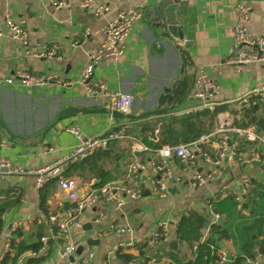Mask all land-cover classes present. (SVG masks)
<instances>
[{
    "label": "crops",
    "instance_id": "obj_1",
    "mask_svg": "<svg viewBox=\"0 0 264 264\" xmlns=\"http://www.w3.org/2000/svg\"><path fill=\"white\" fill-rule=\"evenodd\" d=\"M68 1L70 7L55 8L49 0H0V138L6 141V146H0V157H6L25 169L63 160V171L65 160L76 143L74 136L65 130L70 125L78 126L87 136H103L125 126L127 133L137 136L140 141L144 136L156 141L159 138L191 141L198 131L200 134L209 130L210 121L207 110L198 109L200 100L190 92L199 66H203L221 88L217 101L226 106L221 111L222 117L242 125L251 120L246 115L247 110L238 111L236 100L247 91L264 85V61L244 64L240 70L229 62L235 52L233 7L239 1L249 2L252 6L249 31L264 35V0H188L185 14L178 18L177 28L182 30V37L162 35L160 28L151 24L154 9L162 0H96L109 5V10L101 16H93L81 8L80 0ZM134 3L143 5V14L124 38L123 54L103 59L90 78L91 83H102L112 93L132 96L127 111L116 110L122 116H114L103 102L85 92L79 79L88 52L103 40L102 28L107 21L114 18L119 9ZM6 13L15 21H25L27 46L7 33ZM85 28L91 31L88 35H84ZM52 49L54 54L51 56L35 55ZM17 69L35 75L54 74L66 84L53 82L23 87L16 80L12 84L1 82ZM172 88L183 95L177 100H160L165 90ZM261 105L255 111L259 118L264 117V102ZM151 110L159 111L145 122L137 121V117ZM59 111L66 116L52 125ZM50 124L51 127L44 131ZM147 126L152 127L153 132L146 131ZM232 140L238 143L241 151L250 144L236 134ZM128 143L130 148L129 139L118 140L117 147L123 148ZM129 153L130 149L116 165L106 162V167L116 174L114 179L122 176L123 163ZM175 167L183 180L171 186L164 198H159L144 184L142 196L137 200L126 199L120 207L106 204L86 209L81 215L82 227L72 226L69 231L77 246L74 258L92 252L94 264H130V261L124 263L118 258V253H125L144 264H186L193 258V249L176 238V223L181 214L188 210L206 213L208 200L215 199L216 195L224 198L237 193L244 180H249V189H254L250 198L243 196L242 203L237 204L230 218L222 215L219 224L227 230L228 237H216V244L231 257L225 264L242 254L243 245L249 239L254 242L253 257H247L242 263L249 264L259 254L264 255V164L223 160L215 177L204 185L197 184L190 172L183 171L177 162ZM149 171L147 169L146 174ZM73 176L78 178L81 192L99 183L95 177L82 180ZM38 191L29 175H12L0 181V202L19 198L1 215V231L8 222L22 220L23 226L18 229L22 230L20 238L27 241L35 238L36 224L44 228L38 217ZM46 203L48 215L57 219L65 218L73 205L57 184ZM99 211L105 214V219L96 224L93 217ZM207 218L209 221V216ZM126 221L132 225L131 236L117 233L101 238L95 236L97 229L104 230L109 225ZM158 222L166 225L169 239L156 247H144L141 256L139 245L151 235ZM93 240L97 243H92ZM130 240L134 244L126 246ZM172 241L177 244L175 249L170 248ZM259 244L263 247L261 252ZM1 245L0 239V250ZM59 245V241L51 243L46 253L27 251L19 262L25 264L28 258L42 256L34 264H56L55 253ZM171 254L178 262L172 263Z\"/></svg>",
    "mask_w": 264,
    "mask_h": 264
},
{
    "label": "built area",
    "instance_id": "obj_2",
    "mask_svg": "<svg viewBox=\"0 0 264 264\" xmlns=\"http://www.w3.org/2000/svg\"><path fill=\"white\" fill-rule=\"evenodd\" d=\"M49 2L55 8H67L71 6L68 0H49ZM79 5L93 16H101L109 10L107 3H100L96 0H80ZM251 8V4L246 1H239L233 7L235 22L233 24L232 40L235 52L229 62L237 70H240L244 64L264 61V35L250 32L248 28ZM142 14L143 5L140 3H134L131 6L119 9L116 16L108 20L102 28L103 40L99 46L88 52L86 62L81 70L79 83L84 86L85 92L90 97L103 102V105L109 110L127 111L132 103V96L122 93H112L99 82L91 83V75L94 68L103 59L109 57L117 58L123 54L124 38L129 33L133 23L141 19ZM4 19L9 36L19 41L22 45L27 46L28 32L24 25L25 21L23 19L15 21L7 13ZM90 32L89 28L84 29V35H88ZM72 46L74 47L75 43ZM53 50L46 53L40 52L35 55L51 56L54 54ZM26 53L31 54L27 49ZM55 77L54 74L35 75L17 69L13 75L4 77L1 82L12 84L16 80L23 87L62 82ZM220 90L219 84L209 77L203 66H199L193 76L190 90L191 95L200 100L198 109L214 111L219 104L217 95L220 93ZM263 102L264 85L241 95L236 100V107L238 111L244 112L261 105ZM222 115L221 112H217L215 116L217 119L214 121L213 128L200 133L193 140L174 144H161L157 148L148 146L142 141L137 140L136 137L129 135L125 126L119 127L117 132L111 131L103 136H87L78 126H67L65 130L74 136L76 143L65 161L90 156L96 149H105L112 140H122L125 138L129 139L132 143L129 156L123 163L122 176L97 186H89L86 192L79 190L80 182L77 177H61L63 160L36 169H25L6 157H0V181L12 175H29L33 178L34 187L39 189L51 179L58 178L56 183L58 189L66 195L73 205L68 210L67 216L63 219H57L54 215H47L38 210V217L44 225V233L39 239L42 243L40 250L46 253L51 247V243L59 241L60 245L56 248L55 253L56 264H94L92 252H85L80 257L74 258L73 255L77 246L69 236L72 226L82 227L84 221L81 219V215L86 209L106 204H114L116 207H120L125 203L126 199L137 200L142 196L144 184H147L151 192L159 198L166 197L169 194V188L180 184L183 180L181 175L176 171V162L180 164L183 171L190 172L193 180L199 185H204L215 177L218 167L221 166L223 160H234L241 164L247 162L264 164V131L259 129L255 123H246L245 125L235 124L233 121L224 119ZM235 134L242 138V141L250 143L244 151H241L238 143L232 140V136ZM257 145L260 146V150H258L259 147ZM0 146H6V141L3 138H0ZM141 154L148 157H141ZM147 169H150V171L146 174ZM249 188L250 181L244 180L241 183L240 190L237 193H232L239 206ZM210 201L211 199L207 201L206 211L209 215L208 226L203 229L201 241H204L211 235L209 225H219L222 220V215L211 209ZM103 219H105V214L99 211L94 215L93 222L98 224ZM22 226V220H13L8 222L0 232V239L2 241L0 264L3 256L7 252L12 251V240L16 239L17 231ZM111 233L131 236L132 225L128 221L109 225L104 230L97 229L95 236L101 238ZM168 239L166 225L158 222L151 235L141 241V243H147L148 247H156L167 242ZM133 244L134 242L130 240L126 243V246H132ZM215 245L211 246L212 248L217 247L215 251L216 259L213 264H225L227 261L226 252ZM195 248L196 244L194 243L192 249ZM130 264L144 263L132 259L130 260ZM249 264H264V255L259 254Z\"/></svg>",
    "mask_w": 264,
    "mask_h": 264
},
{
    "label": "trees",
    "instance_id": "obj_3",
    "mask_svg": "<svg viewBox=\"0 0 264 264\" xmlns=\"http://www.w3.org/2000/svg\"><path fill=\"white\" fill-rule=\"evenodd\" d=\"M263 105L255 106L251 109L246 111V115L251 117V120L248 122H254L258 125L260 129L264 130V117H257L255 111L258 107H262ZM226 109L225 104H218L214 111L207 110L209 114V130L213 128L214 120L217 112L224 111ZM153 132L152 127L146 128V131ZM199 135V131L197 132ZM194 136V138H196ZM137 138V136H136ZM141 141L153 148L159 147L163 143L174 144L178 142H188V140L178 141L176 139H165L159 138L157 141L153 139H149L147 136L142 137ZM245 142V141H244ZM118 140H112L105 149H96L94 153L90 156L78 159H70L66 162V167H64L63 171L61 172V177L63 176H73L76 175L79 178L83 179H90V178H97L100 184H103L109 180H112L116 177L115 173H112L110 168H107L105 164L109 163L112 165H116L117 162L122 160L126 153L129 151V143L127 146L123 148L117 147ZM107 162V163H106ZM58 178H53L49 182L45 183L38 191V208L48 215L49 211L47 209V199L49 196L54 192L56 187V182ZM254 188L248 190L245 196L248 198L253 191ZM250 198V197H249ZM18 197L14 201H3L0 202V232L3 227V221L1 215L5 210H7L11 205L18 202ZM211 209L224 215L227 219L230 218L236 210L237 202L232 194L227 195L224 198H219L218 195L215 196V199H211ZM207 213H201L195 210H188L181 214L175 229L176 238L179 241L185 242L189 247H193V244H196V248L193 249V258L192 260L188 261L186 264H213L216 259V248H212L211 246L216 244V237L217 238H225L228 237L227 230L223 228L220 224H211L209 225L211 235L201 241V235L203 232L204 223H208ZM36 221V220H35ZM36 223V222H35ZM36 233L35 238L33 240L27 241L24 238H20L22 235V230H18L16 236H18V240H12L11 244V252H7L2 259L1 264H19L20 257L27 251L31 252H39L42 248V243L39 240L44 232V228L40 224H36ZM215 236V237H214ZM253 240L249 239L242 248V254L238 257H235L230 264H241L247 257H253ZM217 246V245H215ZM144 247L147 249V243H142L139 245L140 255L144 254ZM263 247L261 244L258 245V250L261 252ZM258 251V252H259ZM172 263L178 262V259L170 255ZM118 258L123 261L124 263H128V261L132 260L133 257L129 254L125 253H118ZM42 259V256H38L35 258H28L25 260V264H34L35 262H39Z\"/></svg>",
    "mask_w": 264,
    "mask_h": 264
},
{
    "label": "water",
    "instance_id": "obj_4",
    "mask_svg": "<svg viewBox=\"0 0 264 264\" xmlns=\"http://www.w3.org/2000/svg\"><path fill=\"white\" fill-rule=\"evenodd\" d=\"M188 0H162L154 9V19L151 21L152 25L158 26L160 28V33L162 35H172V36H179L182 37V30L180 28H177V25L179 24L178 18L183 16L185 14V11L187 9ZM183 95L182 92H179L175 89H167L165 92L161 95L160 100L170 99L177 100L179 97ZM172 96V97H171ZM105 111V110H104ZM114 116H122L120 112L116 110H109ZM159 110H151L146 111L143 113V115H140L138 118V122H145V120L149 118H153V116L158 112ZM70 110L66 112L65 114H69ZM63 111H59L56 120L51 123L56 124L59 119L63 116ZM51 124L44 129V131L51 127ZM174 188L171 189V192H173ZM208 223H204V227H207ZM92 243H97V240H93ZM177 246L175 241L170 242V248L175 249ZM230 255H227V260H230ZM243 264V263H242Z\"/></svg>",
    "mask_w": 264,
    "mask_h": 264
},
{
    "label": "rangeland",
    "instance_id": "obj_5",
    "mask_svg": "<svg viewBox=\"0 0 264 264\" xmlns=\"http://www.w3.org/2000/svg\"><path fill=\"white\" fill-rule=\"evenodd\" d=\"M221 112V111H220ZM215 119H217L216 117H215ZM215 121V120H214ZM249 123H254V122H249ZM256 124V123H255ZM257 125V124H256ZM258 126V125H257ZM263 130V129H262ZM264 131V130H263Z\"/></svg>",
    "mask_w": 264,
    "mask_h": 264
}]
</instances>
